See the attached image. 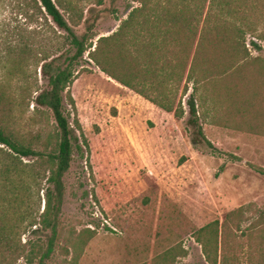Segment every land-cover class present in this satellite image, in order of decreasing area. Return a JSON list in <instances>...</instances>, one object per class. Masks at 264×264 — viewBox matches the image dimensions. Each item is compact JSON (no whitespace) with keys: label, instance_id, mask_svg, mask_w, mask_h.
Wrapping results in <instances>:
<instances>
[{"label":"rangeland","instance_id":"rangeland-1","mask_svg":"<svg viewBox=\"0 0 264 264\" xmlns=\"http://www.w3.org/2000/svg\"><path fill=\"white\" fill-rule=\"evenodd\" d=\"M78 4L86 14L96 7L93 0ZM136 4L120 0L117 12L97 23L94 41L116 31ZM50 37L31 0H0V89L18 96L16 127L40 141L54 124L35 103L48 85L41 66L53 50ZM247 45L264 59L263 41L247 35ZM88 54L77 67L87 69L70 87L74 108L66 98L80 142L65 175L59 241L47 264H209L196 236L214 220L220 222L217 264H264V62L243 70L238 82L231 78L237 90L221 99L211 91L196 94L213 150L188 122L187 95L183 118L164 114ZM185 155L190 162L180 161ZM34 193L25 194L22 211L35 210ZM17 222L14 236H0V264H37L28 260L35 227L29 217Z\"/></svg>","mask_w":264,"mask_h":264},{"label":"trees","instance_id":"trees-1","mask_svg":"<svg viewBox=\"0 0 264 264\" xmlns=\"http://www.w3.org/2000/svg\"><path fill=\"white\" fill-rule=\"evenodd\" d=\"M119 1L93 0L96 7L86 14L78 0H31L53 32V50L41 66L48 85L35 98L37 110L49 111L54 119L44 141L16 127L18 96L8 86L0 89V236H14L21 226L17 219L22 223L29 217L38 237L29 241L31 263L47 264L58 245L65 175L80 142L66 98L74 108L70 87L87 69L77 70L87 51L102 72L177 119L186 113L181 96L187 95L188 122L213 150L217 147L200 123L196 94L211 91L215 100L221 99L237 90V83L229 85L231 78L237 81L243 70L264 62L247 45V35L264 42V0H134L137 4L117 30L95 42L97 23L116 13ZM30 190H35V210L22 211ZM219 228L214 220L196 236L209 264L218 263Z\"/></svg>","mask_w":264,"mask_h":264},{"label":"crops","instance_id":"crops-1","mask_svg":"<svg viewBox=\"0 0 264 264\" xmlns=\"http://www.w3.org/2000/svg\"><path fill=\"white\" fill-rule=\"evenodd\" d=\"M147 101H149V100H147ZM158 111H161L162 113H164V114H167V115H170V116H173V114L171 113V112H167V111H165L164 109H162V108H160V107H158V106H156L154 103H152L151 101H149ZM159 113V112H158ZM161 115V114H160ZM152 119V118H151ZM153 122L155 121L154 119L152 120ZM161 121V120H160ZM155 123L156 124H158L159 123V121H155ZM208 138V137H207ZM209 139V138H208ZM210 140V139H209ZM211 141V140H210ZM213 143V142H212ZM214 144V143H213ZM187 149L189 150V152H190V148L187 146ZM183 157V156H182ZM185 157H187L186 155H185ZM186 161H188V162H190V159L187 157V159H186ZM177 173H179V172H177ZM148 174L149 175H154V171L153 170H151V169H149L148 170ZM178 175V174H177ZM110 219H112V218H110ZM111 224V223H110ZM112 225V224H111ZM114 228H116L115 226H113ZM137 236H140V235H137Z\"/></svg>","mask_w":264,"mask_h":264}]
</instances>
